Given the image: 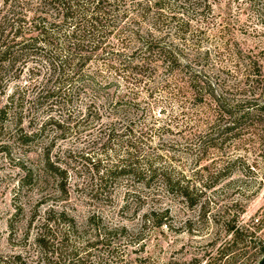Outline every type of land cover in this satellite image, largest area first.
Returning <instances> with one entry per match:
<instances>
[{"label": "rangeland", "instance_id": "rangeland-1", "mask_svg": "<svg viewBox=\"0 0 264 264\" xmlns=\"http://www.w3.org/2000/svg\"><path fill=\"white\" fill-rule=\"evenodd\" d=\"M39 1L0 0V48L11 45L6 59L16 60L0 64V264H257L264 132L243 129L200 151L213 116L190 79L229 99L264 98V0H108L103 44L85 40L84 76L67 70L61 83L48 56L67 55L64 34L31 48L35 12L61 20ZM150 38L178 43L180 65L158 46L149 52ZM235 223L249 231L223 256Z\"/></svg>", "mask_w": 264, "mask_h": 264}, {"label": "trees", "instance_id": "trees-1", "mask_svg": "<svg viewBox=\"0 0 264 264\" xmlns=\"http://www.w3.org/2000/svg\"><path fill=\"white\" fill-rule=\"evenodd\" d=\"M89 0H40L39 5L42 8L52 7L57 10L58 17H61L60 21H48L47 15H42V13L35 12L32 20H31V32L33 33L29 38L31 39V48H37L43 45L50 46L54 43L53 35L56 31L62 32L65 36L64 42L68 44L65 52L67 55L65 57H61L60 53H57L55 59H60V63H56V60L51 56H48L55 68V71L58 72V76L60 75V80H63V76L66 75L67 70L72 71L74 76H78L77 78L82 79L84 76V71L82 69L87 65L88 61L92 58V55L87 53H83L84 50L82 48V44L85 40H88V44L97 40L98 45H95V48H100V45L103 44L101 39H96L97 33L101 30V28L108 26L107 22L110 20V10H104V3L108 0H90L88 2V8H90L93 4V12L85 14L83 17V22L76 21V16L78 13H83L87 11L86 2ZM85 2V3H84ZM160 2V0H159ZM110 3V2H109ZM38 7V8H40ZM99 12V13H98ZM74 20V26L70 29H64V22H68V20ZM83 24L84 29L81 30V25ZM56 29H50V26ZM56 30V31H54ZM4 32H0L3 34ZM15 38L21 36L20 32L14 34ZM91 37V38H87ZM29 39V40H30ZM140 41V39H139ZM37 45V43H40ZM93 43V44H94ZM99 43H101L99 45ZM149 49V52L154 49V46H158V51L164 57V60L169 61L172 68L180 65L179 58V44L175 41H172L170 44H162L160 41L153 42V39H147L144 42ZM27 47H30L27 45ZM11 45H7L5 47L0 48V64L1 62L8 60L6 59L7 55L11 53ZM104 49V48H103ZM71 53V54H70ZM61 57V58H60ZM16 60L10 59L8 63L11 66H14ZM249 67L251 69H256L257 64L254 60L249 61ZM259 70L257 69V72ZM256 72V73H257ZM259 73V72H258ZM69 76V75H68ZM76 77H70L71 79ZM65 78V77H64ZM74 80V79H73ZM250 79H247L249 82ZM258 79L253 80V82H249L250 85H253L254 82H257ZM93 86L99 88V85L92 80ZM191 88L194 90V95L196 99L203 100V96L207 95L210 100V108L212 110V119L210 122L209 131L205 134H201L198 142V149L200 151L208 148L209 146H217L220 142L226 140V138L230 135L239 134L243 129L251 130L253 128L252 133L264 132V98L253 97L254 99H229L224 95V92H217L216 89L213 88L211 81L203 82V85L198 83V77L196 74L192 75L190 79ZM252 83V84H251ZM264 85V84H263ZM0 112H3L1 109ZM261 128V129H260ZM260 130V131H259ZM250 132V131H249ZM119 166H115L114 169L108 172L109 175L116 174L119 170ZM125 170V169H121ZM149 177H153L156 173V170L150 166L148 168ZM162 178L165 181L166 185L171 188H176L179 190L181 195L185 198L189 199L191 197L192 192L190 191V187L187 185H182L181 182L177 179H174L168 172H164L162 174ZM249 231V226L246 225H238V223L233 224L232 226L227 228V232L230 233V238L226 239L224 242L225 246L221 249V253L223 256L228 255V250L234 244L241 242L244 239V236L247 235ZM38 243L45 241L44 235H39L37 238ZM261 253L264 254V249L261 250ZM237 255L228 256V261H233L236 259Z\"/></svg>", "mask_w": 264, "mask_h": 264}, {"label": "water", "instance_id": "water-1", "mask_svg": "<svg viewBox=\"0 0 264 264\" xmlns=\"http://www.w3.org/2000/svg\"><path fill=\"white\" fill-rule=\"evenodd\" d=\"M257 264H264V254L262 255L261 259L257 262Z\"/></svg>", "mask_w": 264, "mask_h": 264}]
</instances>
